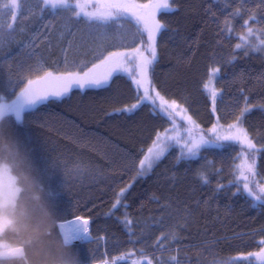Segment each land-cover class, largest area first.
<instances>
[{
  "label": "trees",
  "instance_id": "trees-1",
  "mask_svg": "<svg viewBox=\"0 0 264 264\" xmlns=\"http://www.w3.org/2000/svg\"><path fill=\"white\" fill-rule=\"evenodd\" d=\"M36 3L30 0L34 14L18 18L12 42L0 53V93L8 99L19 91V87L7 88L9 74L14 81L24 76L35 79L44 70L90 67L100 55L123 50L121 45L144 47L134 45L140 37L130 22L99 30L107 33L101 39L96 30L67 13L41 15ZM172 6L177 10L158 15L167 31L158 36L157 61L149 72L151 87L186 108L208 134L216 117L204 85L212 70L219 69V120L225 126L235 123L246 96L252 110L242 118V126L257 147L264 145V110L259 108L264 105V52L249 50L245 55L235 49L250 14L258 23L249 21V26L264 29V5L259 0H174ZM237 10L240 16L233 18ZM3 19L6 22L8 17ZM225 21L233 30L230 38L223 31ZM256 38L250 37V42ZM136 102L135 86L125 75L114 76L104 88L75 89L60 101L27 112L23 124L14 119L6 123L0 135V158H9L15 144L21 152L18 171H25L30 162L42 189L37 194L53 205L58 221L75 216L89 219L93 240L72 246L85 264L114 260L170 264L173 256L179 264H211L258 252L259 241L264 240V206L252 207L246 194L233 195L235 186L228 187L234 165L241 162L240 149L202 150L199 159L178 161V149L173 147L148 176L140 178L139 160L157 132L171 125L147 104L131 114L116 111ZM201 171L210 183H202ZM256 171V181L264 183V152L258 154ZM218 184L226 187L217 191ZM128 185L122 199L127 207L113 210L116 194ZM32 222L37 248L48 249L41 227ZM2 239L17 243L11 232ZM158 239L164 248L158 246Z\"/></svg>",
  "mask_w": 264,
  "mask_h": 264
},
{
  "label": "snow or ice",
  "instance_id": "snow-or-ice-1",
  "mask_svg": "<svg viewBox=\"0 0 264 264\" xmlns=\"http://www.w3.org/2000/svg\"><path fill=\"white\" fill-rule=\"evenodd\" d=\"M244 2V0H241ZM174 0H149L148 3H138L137 0H37L36 8L41 15L45 11L53 16L65 13L69 18L86 23L90 29L96 30L101 39L107 33L99 30H107L113 27H121L123 22H130L139 33L140 39L134 41V45L127 47L121 45L120 49L108 51L106 55L97 57L98 63L87 65L83 69L62 71L54 73L44 70L42 75L35 79L24 76L22 81H14L12 75H8L7 88L19 91L15 92L14 99H8L0 93V135L5 132V124L12 119L17 124H23L25 114L38 109L39 106L50 102H57L68 96L73 89H100L110 85L114 74L126 73L137 92V102L130 107L117 109V112L134 113L142 105H149L154 115H159L171 125L163 132H157L152 145L147 148L137 166V175L144 177L166 156L173 147L178 149L177 160H196L201 157L202 150H223L226 147H238L240 149L239 164L234 165L233 180L229 181L228 187L235 186L233 195L243 192L252 202V207L264 206V183L256 181L258 154L264 152V145L257 147L247 129L242 126V118L251 112L247 97H244V107L235 123L229 124L226 129L218 130L214 124L205 135L199 125L187 114V109L177 105L175 100L169 101L154 87H150V67L157 61V38L162 32L167 31L166 25L158 19L161 13L168 14L176 11L172 5ZM264 5V0H259ZM30 0H0V53L12 42L13 34L17 30L15 25L18 18L23 20L27 14L32 13L29 6ZM8 19L5 22L4 17ZM240 16L239 10L233 13V18ZM249 21L258 23L254 15H249L244 20L243 27L246 33L237 38L240 43L235 45L236 50H242L248 55L249 50L253 53L264 52V29H253ZM223 31L230 38L232 28L225 21ZM250 37H257L255 42H250ZM66 51V50H65ZM131 65V67H130ZM219 69H213L212 74L218 73ZM207 84L204 89L207 90ZM142 90V91H141ZM215 111L216 91L209 94ZM222 99V97H221ZM264 110V105H259ZM179 117L184 122L183 131L176 123ZM219 118H217L218 123ZM21 152L15 144L9 152V158H0V264H32L33 257L30 250H37L36 236L30 231L31 222L34 218H40V227L47 235L56 232L64 248L72 249L76 241L93 240L89 231V220L82 216L58 221L53 213V205L42 200L37 193L42 191L40 184L32 176V168L28 159L27 169L23 172L20 168ZM200 180L204 184L210 183L205 171H201ZM131 185L121 188L116 194L112 205L113 210L119 207H127L122 204L125 193ZM223 184L217 185V191L224 189ZM34 189V190H33ZM48 195H58L49 193ZM50 217V221L45 219ZM124 223L131 224L130 220ZM13 233L17 243L15 245L2 239L7 233ZM164 240L167 237L163 238ZM159 247L164 248L163 240L158 239ZM261 248L258 252L238 254L228 258L227 261L213 260L211 264H252V258L264 264V240L259 241ZM42 257L47 260L50 249H40ZM141 254L144 255L143 250ZM64 264H85L84 260L76 255H61ZM89 264L91 262L89 261ZM105 264H108L105 261ZM112 264H118L116 260ZM132 264H145L144 260L133 261ZM151 264V260H147ZM170 264H179L176 257H171Z\"/></svg>",
  "mask_w": 264,
  "mask_h": 264
},
{
  "label": "clouds",
  "instance_id": "clouds-1",
  "mask_svg": "<svg viewBox=\"0 0 264 264\" xmlns=\"http://www.w3.org/2000/svg\"><path fill=\"white\" fill-rule=\"evenodd\" d=\"M45 219L50 221V217ZM32 223L35 228H40V218H34ZM42 235L44 236L48 249H50V257L47 260H44L42 252L39 248H37V250L33 252L32 264H64V261L61 260L62 254L73 257L76 256L72 249L63 247L60 240L56 238L54 232H52L51 235H47L43 231Z\"/></svg>",
  "mask_w": 264,
  "mask_h": 264
},
{
  "label": "rangeland",
  "instance_id": "rangeland-1",
  "mask_svg": "<svg viewBox=\"0 0 264 264\" xmlns=\"http://www.w3.org/2000/svg\"><path fill=\"white\" fill-rule=\"evenodd\" d=\"M137 2L138 3H148V2H140L139 0H137ZM157 40H158V38H157ZM143 50V49H142ZM130 67H131V65H130ZM116 75H125V76H128L129 77V75L128 74H126V73H119V74H114V76H116ZM113 76V77H114ZM220 76V72H218V73H215L214 75L213 74H211V79H210V81L208 82V84H207V92L210 94L211 93V91H213V90H215L216 91V93H217V95H216V101H215V111H213V105H212V112H213V114L215 115V117H216V124H217V128H218V130H221V129H226L227 128V126H225V125H223L222 123H221V121L220 120H218V123H217V118H219L218 117V111H217V98L219 97V91H218V89H217V86H216V80L218 79V77ZM150 87H151V85H150ZM87 88H85V89H79V90H82V91H84V90H86ZM73 90H75V89H73ZM142 91V90H141ZM156 91V90H155ZM70 95V94H69ZM68 95V96H69ZM162 95V94H161ZM68 96H66V97H68ZM66 97H64V98H66ZM167 99V98H166ZM62 100V99H61ZM169 101H172V100H169ZM177 103V102H176ZM177 105H179L180 107H182V108H184L182 105H180L179 103H177ZM187 114L188 115H191L188 111H187ZM192 116V115H191ZM192 118H193V120L199 125V123L197 122V120L192 116ZM176 123L178 124V125H180V127H181V132L183 131V127H184V122L183 121H181L180 119H179V117H177L176 118ZM171 127V126H170ZM201 128H200V125H199V129H197L198 131L200 130ZM204 134L207 136V135H210L209 133L207 134V133H205L204 132ZM171 150V149H170ZM169 150V151H170ZM146 152V151H145ZM169 153V152H168ZM168 153L166 154V156L168 155ZM145 154V153H144ZM165 156V157H166ZM164 157V158H165ZM163 158V159H164ZM162 159V160H163ZM161 160V161H162ZM160 161V162H161ZM153 170V169H152ZM151 173V172H150ZM150 173H148L146 176H148ZM146 176H144V177H146ZM144 177H140V178H144ZM123 261H126V259L125 258H122L121 259V262H123ZM252 261H254L255 263H257V264H261V262L259 261V260H257L255 257H253L252 258ZM105 264V263H104ZM108 264H110L109 262H108Z\"/></svg>",
  "mask_w": 264,
  "mask_h": 264
},
{
  "label": "water",
  "instance_id": "water-1",
  "mask_svg": "<svg viewBox=\"0 0 264 264\" xmlns=\"http://www.w3.org/2000/svg\"><path fill=\"white\" fill-rule=\"evenodd\" d=\"M89 231H90V221H89Z\"/></svg>",
  "mask_w": 264,
  "mask_h": 264
},
{
  "label": "bare ground",
  "instance_id": "bare-ground-1",
  "mask_svg": "<svg viewBox=\"0 0 264 264\" xmlns=\"http://www.w3.org/2000/svg\"><path fill=\"white\" fill-rule=\"evenodd\" d=\"M76 242H81V241H76Z\"/></svg>",
  "mask_w": 264,
  "mask_h": 264
}]
</instances>
